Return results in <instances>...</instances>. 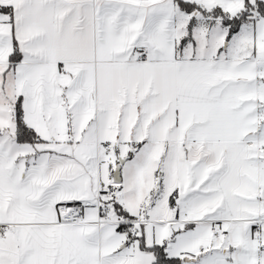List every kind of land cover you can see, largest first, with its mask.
Wrapping results in <instances>:
<instances>
[{
  "label": "snow or ice",
  "instance_id": "6c2138e0",
  "mask_svg": "<svg viewBox=\"0 0 264 264\" xmlns=\"http://www.w3.org/2000/svg\"><path fill=\"white\" fill-rule=\"evenodd\" d=\"M0 264H264V0H0Z\"/></svg>",
  "mask_w": 264,
  "mask_h": 264
}]
</instances>
